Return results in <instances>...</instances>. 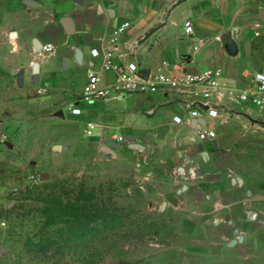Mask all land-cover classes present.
<instances>
[{"label":"rangeland","instance_id":"rangeland-1","mask_svg":"<svg viewBox=\"0 0 264 264\" xmlns=\"http://www.w3.org/2000/svg\"><path fill=\"white\" fill-rule=\"evenodd\" d=\"M9 88L3 86L0 132V264H236L218 260L225 251L218 242L192 244L193 238L217 237L202 228L214 216V196L207 195H214L209 180L217 167L203 148L188 157L175 140L185 128L173 117H184L192 106L189 89L140 95V103L128 105L81 100L78 92L48 102L33 88L19 95ZM70 102L79 116L50 114ZM208 120L215 125V117ZM88 121L94 123L90 133ZM190 129L197 137L198 129ZM236 159L263 161L244 154ZM56 179L100 186L109 196V214L48 220L36 210L40 201L25 199L18 207L21 193ZM204 249L216 258L193 259Z\"/></svg>","mask_w":264,"mask_h":264},{"label":"crops","instance_id":"crops-1","mask_svg":"<svg viewBox=\"0 0 264 264\" xmlns=\"http://www.w3.org/2000/svg\"><path fill=\"white\" fill-rule=\"evenodd\" d=\"M185 20L192 23L190 35L183 31ZM123 22L129 27L118 37L116 62L142 68L166 62L191 72L220 68V82L234 90L264 73V0H0V132L5 128L4 85L12 95L28 88L44 92L48 102L80 93L87 70L99 62L90 49L105 45ZM45 43L55 46L51 54L41 51ZM113 77V72L103 71L101 83L109 84ZM156 94L162 93L149 95ZM139 96L133 102L140 103ZM230 106L238 114L221 122L218 111L213 139H198L190 129L193 120L183 123L185 132L175 139L185 156L193 157L201 147L217 167L209 180L214 195H207L214 196V216L202 227L217 237L193 238L192 244L208 248L218 242L225 250L219 254L221 262L264 264V105ZM57 109L62 108L50 114ZM254 147L263 152H248ZM240 154L263 161L246 163L236 159ZM212 254L204 249L192 257L210 261L216 258Z\"/></svg>","mask_w":264,"mask_h":264},{"label":"built area","instance_id":"built-area-1","mask_svg":"<svg viewBox=\"0 0 264 264\" xmlns=\"http://www.w3.org/2000/svg\"><path fill=\"white\" fill-rule=\"evenodd\" d=\"M129 27L128 22L121 23L100 49L91 48L92 57L99 59L97 67L87 70L86 80L79 93L81 100L100 99L105 101H123L129 96L163 93L167 90L189 89L188 98L191 107L187 109L184 118L175 115L173 120L178 123H192L198 129L200 140L213 139L216 136L215 127L208 120L218 111L221 122H226L233 115L231 103L242 107H262L264 105V73L255 74L250 83L243 88L232 89L219 80L220 68L191 72L179 69L175 65L162 63L156 67H149L146 76L138 74L142 67L130 61H115L118 37ZM186 35L193 32L190 20L183 23ZM201 41V40H200ZM55 49L52 43L41 45V51L51 54ZM93 66V65H92ZM111 71L114 74L109 84L101 83V73ZM225 107V108H223ZM64 113L79 116L81 109L75 103H68ZM85 129L90 133L94 129L93 122H86Z\"/></svg>","mask_w":264,"mask_h":264},{"label":"trees","instance_id":"trees-1","mask_svg":"<svg viewBox=\"0 0 264 264\" xmlns=\"http://www.w3.org/2000/svg\"><path fill=\"white\" fill-rule=\"evenodd\" d=\"M21 194L19 208L25 199L40 201L42 205L36 210L39 216L48 220L55 216H70L78 221L92 217L103 219L109 214V196L103 194L100 186L87 185L82 181L73 185L69 179H56Z\"/></svg>","mask_w":264,"mask_h":264},{"label":"water","instance_id":"water-1","mask_svg":"<svg viewBox=\"0 0 264 264\" xmlns=\"http://www.w3.org/2000/svg\"><path fill=\"white\" fill-rule=\"evenodd\" d=\"M149 68H141L138 70V74H140L141 76H146L147 72H148ZM126 103L128 105H132L133 101H134V96H129L125 99ZM225 108V107H224ZM230 113L232 114H238V111L236 110H228ZM53 116H57V117H64V113L62 109H57L56 111L53 112L52 114ZM10 146V144H9Z\"/></svg>","mask_w":264,"mask_h":264}]
</instances>
